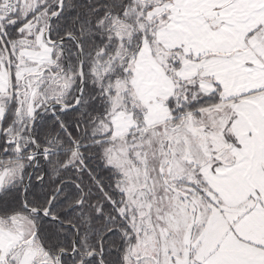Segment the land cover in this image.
Masks as SVG:
<instances>
[{
    "label": "snow or ice",
    "instance_id": "6c2138e0",
    "mask_svg": "<svg viewBox=\"0 0 264 264\" xmlns=\"http://www.w3.org/2000/svg\"><path fill=\"white\" fill-rule=\"evenodd\" d=\"M0 264H264V0H0Z\"/></svg>",
    "mask_w": 264,
    "mask_h": 264
}]
</instances>
